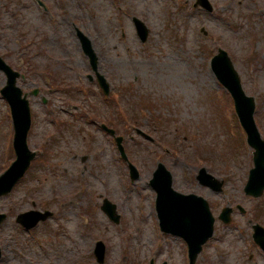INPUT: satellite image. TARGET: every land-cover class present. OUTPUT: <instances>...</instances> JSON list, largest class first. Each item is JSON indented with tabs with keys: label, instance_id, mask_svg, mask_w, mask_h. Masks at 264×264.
<instances>
[{
	"label": "rangeland",
	"instance_id": "374dc122",
	"mask_svg": "<svg viewBox=\"0 0 264 264\" xmlns=\"http://www.w3.org/2000/svg\"><path fill=\"white\" fill-rule=\"evenodd\" d=\"M194 1L0 0V26L12 25L0 29V56L23 76V91L37 90L28 97L27 144L38 157L0 198V264H96L98 240L103 264H188L185 243L159 230L149 182L161 163L173 188L203 197L216 219L196 264H264L252 239L254 224L264 228V192L244 194L252 150L235 138L232 98L210 68L219 48L229 53L256 99L264 139V0H208L212 10ZM135 18L148 30L144 41ZM84 44L107 80L105 95ZM5 82L0 73V89ZM9 114L0 96V174L11 163ZM200 168L223 181L220 191L198 184ZM105 199L116 224L100 210ZM226 207L227 225L217 219ZM30 210L52 217L25 231L15 218Z\"/></svg>",
	"mask_w": 264,
	"mask_h": 264
},
{
	"label": "water",
	"instance_id": "95a60500",
	"mask_svg": "<svg viewBox=\"0 0 264 264\" xmlns=\"http://www.w3.org/2000/svg\"><path fill=\"white\" fill-rule=\"evenodd\" d=\"M195 7H202L207 10L212 9L208 0H196ZM133 21L138 36L144 41L148 30L138 19L135 18ZM83 48L85 53L90 55L92 67L95 69L96 59L94 54L87 51L88 44H84ZM213 68L219 81L232 94L236 112L247 131L251 146L255 148V152L253 153L254 167L249 172L245 192L257 197L262 194L264 189V141L260 138L253 121V99L246 97L243 93L233 63L225 51L218 50V55L213 58ZM0 70L5 73L7 78L6 86L1 90V94L12 109L16 131L14 149L17 157L11 167L0 176L1 196L10 192L14 184L20 179L27 169L30 160L34 158V153H31L26 146V134L29 129L30 120L26 96L22 97L21 90L16 86V78L19 74L12 71L1 59ZM100 80L103 83L105 93H107V85L104 83L102 77H100ZM118 142H120V139ZM197 178L201 184L209 186L215 191L221 190L222 183L208 175L204 169H201ZM150 184L158 195L156 202L157 213L162 230L179 236L186 242L190 264H195L202 245L213 234L214 218L210 212L208 203L201 197L195 195L185 196L174 191L171 188V175L162 165L154 173ZM102 210L107 213L110 219L117 220L114 207L108 201L105 200L103 202ZM230 211V209L225 208L219 218L228 223ZM47 215L39 216L38 219H44ZM3 218V216H0V222ZM21 222L27 228L35 223ZM254 231V239L264 249V230L259 226H254ZM103 248L102 243L97 244L96 256L99 263L103 262Z\"/></svg>",
	"mask_w": 264,
	"mask_h": 264
},
{
	"label": "flooded vegetation",
	"instance_id": "af4514ba",
	"mask_svg": "<svg viewBox=\"0 0 264 264\" xmlns=\"http://www.w3.org/2000/svg\"><path fill=\"white\" fill-rule=\"evenodd\" d=\"M262 38L264 39V35L262 36ZM258 44L257 38H256V45ZM262 52V53H261ZM261 53V57L264 58V48L260 50Z\"/></svg>",
	"mask_w": 264,
	"mask_h": 264
}]
</instances>
